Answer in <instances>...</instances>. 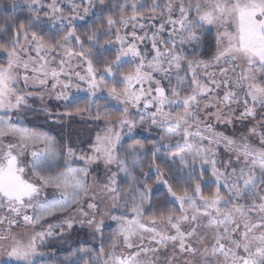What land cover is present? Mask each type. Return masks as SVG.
<instances>
[{"label":"snow or ice","instance_id":"obj_1","mask_svg":"<svg viewBox=\"0 0 264 264\" xmlns=\"http://www.w3.org/2000/svg\"><path fill=\"white\" fill-rule=\"evenodd\" d=\"M99 5H4L28 23L0 25V264H40L51 238L69 240L59 264H264V0ZM80 93L88 102L73 108ZM34 99L61 127L103 122L90 151L28 127ZM154 185L178 207L146 215ZM77 225L91 245L74 246Z\"/></svg>","mask_w":264,"mask_h":264},{"label":"trees","instance_id":"obj_2","mask_svg":"<svg viewBox=\"0 0 264 264\" xmlns=\"http://www.w3.org/2000/svg\"><path fill=\"white\" fill-rule=\"evenodd\" d=\"M99 1V0H98ZM9 0H0V25H2V20L5 16L7 17H15L17 25L20 23H23L27 25L28 23V13L26 10H24L22 7L21 9H18L16 12L4 11V5L8 4ZM100 22L98 17L93 14L89 19H87L84 22L76 24L77 26V31L80 34H84L85 32L91 30L92 28L95 27V24ZM32 30L37 31L39 33V28L34 27ZM214 30H213V35H214ZM51 33L45 31L44 35L48 36ZM3 37L0 36V39ZM86 39V37H85ZM103 40V37L101 38ZM98 58L103 61V59L107 55H112L114 56V53L111 54H101L98 50L97 52ZM206 58V57H205ZM102 66V65H101ZM127 67V66H125ZM84 99H82L79 104H73L72 107L76 106H85L87 104V96H83ZM30 103H32L33 108L37 110V112H29L27 114L25 123L28 127L30 128H35L38 131L46 132L48 135L52 136L57 143L65 142L68 138V133H71V141L74 147L77 148L79 151L80 149L86 150V146H88L91 143V138L93 136V127L96 126L98 123L91 122L87 120L86 114L84 118L81 117H74L71 123L69 124L68 122H65V126L61 127L60 125L54 124L51 121H46L44 116L42 114L38 113V110L41 108L38 105V102L34 100H30ZM58 105L57 101H49L48 106L50 108L55 109ZM113 109V107L109 106L106 107ZM61 110H62V102H61ZM95 108L93 107V112ZM220 130H223L222 128ZM149 135H145L142 132H139L138 135H136V139H142L143 137H148ZM150 139H158V137L150 136ZM131 140H125V145L131 143ZM146 144L150 147V143H148L147 140H144ZM63 163V161H61ZM77 165H79V162H76ZM73 164V165H76ZM156 179L155 173H153L147 180L148 183H153ZM127 187L126 183H121V191H123ZM212 189H205V192H209ZM165 194H166V189H164L162 186L159 187L157 190V186L154 185V191H153V196L152 200L154 203V208L152 210H149L146 215H152L153 212L159 213V211L163 208L165 211L168 208L171 207H178L175 205L167 204L165 201ZM112 222L109 221V224ZM76 230L79 232V236H74L72 237V240L75 241L74 246L78 247L79 246V240L82 239H87L90 243V245L93 243L91 241L90 236L87 235L88 230L85 228L83 230L80 229V226H76ZM111 228H105L104 233H105V247L111 243L110 241V236H111ZM69 240L65 239L64 241H60L56 238H51L47 244L44 245V247L41 249L46 253V255L43 258H38L40 260V264H59V261L62 260L65 256L68 255V252L66 251L69 247ZM97 248L99 247L98 243L95 245Z\"/></svg>","mask_w":264,"mask_h":264},{"label":"rangeland","instance_id":"obj_3","mask_svg":"<svg viewBox=\"0 0 264 264\" xmlns=\"http://www.w3.org/2000/svg\"><path fill=\"white\" fill-rule=\"evenodd\" d=\"M95 3H96V6H97V9L99 8V1L98 0H95ZM94 12H95V10H94ZM93 15V14H92ZM92 15H90L89 17H91ZM89 17H86V20L87 19H89ZM85 20V21H86ZM81 22H84V21H79V20H77L75 23L76 24H78V23H81ZM214 30V29H213ZM215 31V30H214ZM81 71H84V69H80ZM49 87H50V85H49ZM84 87H86V85H84ZM72 92L73 93H75V90L73 89L72 90ZM79 95H81V96H86V94L85 93H80ZM37 102H38V105H39V107H41L42 106V104H41V101L39 100V99H35ZM49 101H54L55 102V100L54 99H49L47 96L45 97V100H44V104L47 106V107H49L48 106V103H49ZM100 103H103L102 101H99ZM112 104L114 105L115 104V102H112ZM50 108V107H49ZM95 108V107H94ZM104 110H107V111H111L112 113H113V115H119V112H117V111H115V108L113 107V109H110V108H105ZM95 111V110H94ZM136 119H139V117L138 116H136ZM103 128V122H100V123H98L96 126H94L93 127V136H92V138H91V140H93L94 139V137H95V135H96V132L97 131H100L101 129ZM125 132H127V129H125L124 130ZM138 132H142V133H144L145 135H149L148 133H146V132H143L142 130H138ZM151 136H154V137H158L157 135H156V133H155V131H153L152 133H151ZM92 142V141H91ZM91 144V143H90ZM90 144L88 145V146H86V151H90V148H89V146H90ZM80 164L79 165H77L76 164V162L74 163V164H76V165H73V167H79V166H82V164H83V162H79ZM113 170H115V169H113ZM93 175H95V172H93ZM90 180H91V177L89 178ZM49 193L51 194V190H49ZM101 209L103 210L104 209V205L103 204H101ZM98 219H99V217H98ZM109 219L108 218H105V223L106 224H109ZM54 222V221H53ZM113 227H114V225H113ZM69 242V241H68Z\"/></svg>","mask_w":264,"mask_h":264}]
</instances>
